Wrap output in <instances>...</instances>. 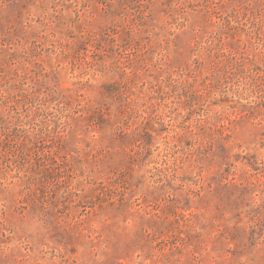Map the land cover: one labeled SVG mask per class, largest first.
<instances>
[{"label":"rangeland","instance_id":"374dc122","mask_svg":"<svg viewBox=\"0 0 264 264\" xmlns=\"http://www.w3.org/2000/svg\"><path fill=\"white\" fill-rule=\"evenodd\" d=\"M0 264H264V0H0Z\"/></svg>","mask_w":264,"mask_h":264}]
</instances>
